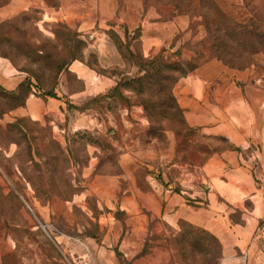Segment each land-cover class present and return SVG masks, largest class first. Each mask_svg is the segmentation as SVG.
Segmentation results:
<instances>
[{
  "label": "rangeland",
  "instance_id": "obj_1",
  "mask_svg": "<svg viewBox=\"0 0 264 264\" xmlns=\"http://www.w3.org/2000/svg\"><path fill=\"white\" fill-rule=\"evenodd\" d=\"M21 1L27 5L0 21V264H259L264 245V54L252 57L253 63L245 68L248 57L239 55L245 48L244 36L235 25L251 24L264 30V0L250 2L245 22L228 17L217 0H203L215 25L229 28L231 38H226L220 55L241 69L212 60L197 70L213 62L229 70L235 92L254 103L252 111L259 120V133L245 148L201 130L193 144L220 150L215 154L232 150L244 159L246 172L234 176V183L246 191L238 205L222 198L210 201V178L201 170L203 165L189 164L196 158H186L178 146L171 130L176 124L160 117L149 122L140 99L126 90L121 97L105 98L117 82L139 76L144 59L195 57L196 46L206 37L201 17L180 15L168 20L154 0H120L138 4L133 26L108 24L80 32L62 18L80 13L84 0H71L68 6L65 0H41L43 7L31 4L35 0ZM14 2L0 0V12ZM162 22L178 27L173 41L159 51L144 52L145 26ZM76 62L97 76L114 79L115 86L84 101L75 100L86 87L71 70ZM155 90H148L151 98ZM51 92L56 98L46 96ZM28 95L60 99L65 109L40 121L18 115L15 112ZM242 115L247 118L244 111ZM10 124H18L19 129H10ZM160 128L165 131L156 130ZM76 133L111 143L117 165L106 160L99 167L96 156L106 155L90 145L88 166L74 175L81 191L69 200L37 198L25 176L48 175L46 168L37 171L34 163L53 164L54 143L66 149ZM33 138L38 147L30 153L26 139ZM71 146L78 149L76 155L84 154L77 143ZM123 153L128 160L126 171L120 163ZM131 189L137 196L125 202ZM157 190L171 196L176 209L181 208L174 225L150 209L152 204L167 207L164 194L159 196ZM182 192L199 195L193 198ZM48 193L66 196L69 192Z\"/></svg>",
  "mask_w": 264,
  "mask_h": 264
},
{
  "label": "crops",
  "instance_id": "obj_2",
  "mask_svg": "<svg viewBox=\"0 0 264 264\" xmlns=\"http://www.w3.org/2000/svg\"><path fill=\"white\" fill-rule=\"evenodd\" d=\"M217 1L227 15L237 21L245 22L247 6L253 0ZM65 2L68 6L71 0H65ZM31 4L36 7L44 6L41 0H35ZM24 5H27L25 1L15 0L13 5L7 6L0 12V21L11 16L16 9ZM81 5L80 13L76 11L62 18L68 25L75 26L80 32H88L93 28L103 29L108 24L126 23L133 26L140 11L138 4L133 6L125 2L120 3V0H84ZM178 30V27L173 23L162 22L155 26H145L142 37L144 52L159 51L163 46L173 41L175 32ZM71 70L84 81L86 86L84 91L75 96V100L84 101L94 94L105 92L115 86L114 79L93 74L83 63H74ZM228 71L220 64L213 62L180 79L174 89V94L184 109L186 121L190 127L201 130L203 134L210 137L226 138L232 145L245 148L249 145L251 137H257L259 120L252 111L254 103L245 99L242 92H235L236 84L234 79L229 76ZM64 109L65 105L60 99L47 97L43 99L31 95L27 98L25 106L19 108L15 113L40 121L45 115L58 116L63 113ZM243 111L247 118L242 115ZM122 156L120 163L126 171L128 167L126 153H123ZM243 161L244 159L239 153L226 150L220 154L212 155L203 165L201 170L205 171L210 178L211 191L208 196L211 202H214V198H222L230 205H238L241 198L245 197L246 191L234 183L235 174L246 172ZM157 192L161 197L164 194L163 199L167 202V207L163 209L161 204H152L151 211L158 216L164 214L165 219L174 225L175 217L182 213L180 212L181 208L176 209L171 196L163 191L160 192V190ZM182 193L193 198L199 195V192ZM136 196L137 192L131 189V194L125 199V202L134 200ZM210 231L216 236L219 235L214 228H210ZM261 250L263 258H260L259 264H264V245Z\"/></svg>",
  "mask_w": 264,
  "mask_h": 264
},
{
  "label": "trees",
  "instance_id": "obj_3",
  "mask_svg": "<svg viewBox=\"0 0 264 264\" xmlns=\"http://www.w3.org/2000/svg\"><path fill=\"white\" fill-rule=\"evenodd\" d=\"M154 1H156L154 6L157 7L160 13H163H161L162 15L165 14L168 20L180 15H193L194 17H201L202 24L206 28V37L196 46V50L194 51L195 57L191 60L179 59L172 61L162 55L148 60H142L144 64L143 66H140L141 70L139 76H134L132 78L127 77L124 80L117 82L115 89L111 91L110 94L105 95V98L121 97L122 90L135 94L140 99V103L147 114L149 122L152 123L155 117H160L163 121H168L169 123L177 125L176 128H172L171 130L177 136L178 146L181 147V151L185 153L186 158L187 156H189L188 159L196 158L189 163L190 165L201 166L204 165L212 155L218 153L220 150L214 149L207 144L200 143L198 147L193 145L195 143V139L198 138V135H200V131L188 125L183 111L175 98L174 89L180 79L187 77L189 74L193 73L195 70L212 60L221 61L224 65L230 68H238L231 62V60H228L225 56L220 55L221 50L226 48V38H231L228 33L229 28H225L223 26L220 27L219 24L215 25L212 14L206 12L204 9L203 0L199 2L196 0ZM212 8L215 9V6L212 5ZM227 16L230 17L229 15ZM235 26L239 28V33L244 36L243 43L245 48L243 51L239 52V55L244 59L246 58V60L248 57V63L245 65V68H248L253 63L252 57L264 54V30L262 29V26L254 28L251 24H239ZM74 59L77 60L79 58ZM62 69L63 68H60L58 71L61 72ZM93 70L100 75L107 76L103 70L99 68H93ZM151 89H156L153 98H151V96L147 93L148 90ZM46 96L56 98V95L53 92L46 94ZM28 97L29 95L26 97L22 107L25 106ZM9 128L19 129V125L10 124ZM156 130L160 132L165 131V129L163 130L161 128ZM80 135L81 134L76 133L70 143H77L80 146V149L84 150V154L76 155V150L78 149H72L70 143L66 149H63L58 142H55L54 147L56 155L53 158V164L49 162H43L42 164L34 163L37 167V171L41 172L46 168L47 174H49L25 176V180L31 184L37 198L46 199L47 201H50L54 197L69 200L71 197L78 194L81 191V184L77 178H74V175L76 170L88 166L90 155L87 151V147L90 145L96 147L106 155L105 158L100 157V155L96 156L100 159L99 167L102 166V164H106V160H109L112 164L117 165V162L113 161L117 155L116 148L111 143L106 140L103 142L93 140L90 134ZM26 142L28 143V150L30 153L35 150V147H38V142L34 138L30 141L26 139ZM225 142L228 143L227 140H225ZM226 149H229V146H227L224 150ZM34 155L35 154L32 156ZM30 161L33 163V158L30 159ZM51 165L53 170L50 172L49 168ZM64 170L68 172V176L66 178L63 174L65 172ZM48 192L69 193L66 196H61L52 195Z\"/></svg>",
  "mask_w": 264,
  "mask_h": 264
}]
</instances>
